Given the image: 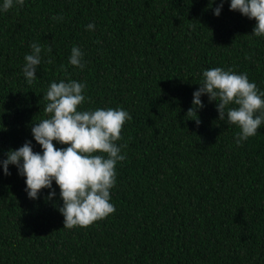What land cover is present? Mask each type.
I'll list each match as a JSON object with an SVG mask.
<instances>
[{
    "label": "trees",
    "instance_id": "trees-1",
    "mask_svg": "<svg viewBox=\"0 0 264 264\" xmlns=\"http://www.w3.org/2000/svg\"><path fill=\"white\" fill-rule=\"evenodd\" d=\"M217 2L24 0L0 12V159L32 139L53 80L85 83L80 110L130 116L116 142L125 159L110 189L114 211L87 226L63 227L54 183L53 200L46 188L31 199L14 165L0 170V264H264V123L236 146L239 128L218 120L206 94L199 123L187 114L205 68L247 73L264 91L255 19L228 0L214 15ZM33 41L42 58L28 85L21 67ZM73 45L83 69L68 64Z\"/></svg>",
    "mask_w": 264,
    "mask_h": 264
},
{
    "label": "clouds",
    "instance_id": "clouds-1",
    "mask_svg": "<svg viewBox=\"0 0 264 264\" xmlns=\"http://www.w3.org/2000/svg\"><path fill=\"white\" fill-rule=\"evenodd\" d=\"M213 2L209 0V5ZM224 2L215 3L214 15L220 14ZM23 3L24 0H0V12ZM228 8L254 18L251 34L264 37V0H228ZM51 19L59 21L63 17L53 15ZM94 27L93 22L85 25L88 30ZM29 47L31 51L23 57L21 72L25 82L31 85L41 63L42 48L35 41ZM83 57L81 48L73 45L68 64L83 69ZM198 83L199 87L192 93L188 117L197 118V109L204 106L201 96L206 94L208 101L215 102L218 120L239 128L234 136L236 146L256 134L264 123V91L258 90L247 73L222 67L205 68ZM85 87L84 82L75 79L50 81L43 93L46 101L43 111L48 115L32 123V139L8 149L0 159V170L5 175L10 174L11 164L24 177L28 198L37 199L40 190L46 188L49 190L46 199L53 200L57 196L53 183L58 186L62 203L53 201V204L62 214L65 228L87 226L114 211L110 189L116 183V164L125 159L123 145L116 142L124 122L130 119L129 113L120 107L78 109L85 100ZM33 140L39 145V151L33 150Z\"/></svg>",
    "mask_w": 264,
    "mask_h": 264
}]
</instances>
